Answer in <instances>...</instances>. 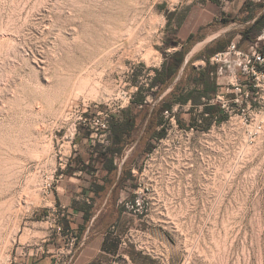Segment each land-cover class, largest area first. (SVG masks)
<instances>
[{
    "label": "rangeland",
    "instance_id": "1",
    "mask_svg": "<svg viewBox=\"0 0 264 264\" xmlns=\"http://www.w3.org/2000/svg\"><path fill=\"white\" fill-rule=\"evenodd\" d=\"M248 4L0 0V264H79L88 244L80 250L82 218L70 207L85 201L81 195L105 173L96 164L91 175L72 173L81 170L80 161L90 166L98 144L109 145L110 137L81 118L111 124L140 91L156 106L161 99L154 102L158 90L150 84L164 59L161 48L191 22L221 27V36L237 37L242 49H263L257 35L244 37L242 13L256 12L259 0ZM195 61L217 68L209 56ZM220 74L230 77L228 70ZM191 108L174 106L164 139L147 152L134 144L117 161L120 167L128 161L132 177L117 193L97 198L94 212L103 202L111 209L93 218L92 228L110 222L108 237L120 242L119 252L104 255L92 245L82 258L264 264V124L258 128L251 113L220 107L227 119L206 128L192 124L204 107ZM66 220L72 231L64 234Z\"/></svg>",
    "mask_w": 264,
    "mask_h": 264
},
{
    "label": "trees",
    "instance_id": "2",
    "mask_svg": "<svg viewBox=\"0 0 264 264\" xmlns=\"http://www.w3.org/2000/svg\"><path fill=\"white\" fill-rule=\"evenodd\" d=\"M216 3L218 0H210ZM264 27V14L256 19L252 28L244 32V37L249 40L248 34L259 35ZM198 35L193 34L189 37L187 45L172 54L165 53L168 48L178 47L181 43L178 35L173 42L166 41L164 47L161 48L164 55V62L161 69H156L155 76L151 80L150 88L158 90L154 102L172 86V90L161 99V101L153 107L147 100V96L140 91L134 96L130 107L122 110L119 116L111 119L109 145L102 146L98 144L90 157V163L86 166L84 161H80L81 170L77 168L72 170L73 164L69 163L67 176H74L77 172L89 173L91 175V164L95 171L100 170L105 175L101 178H95L92 182L91 191L95 195L92 202L74 201L72 208L80 213L82 223L78 224L76 237L80 242L95 216V202L97 198L107 196L108 193H117L124 183L131 179L132 170L128 167V161L124 162L120 168L117 161L122 160L124 152L130 146L137 144L144 145L143 152L150 150L153 141H159L166 137L165 122L166 113L173 115L174 106H184L188 103L192 104L191 111L197 106L204 105L203 112L192 120V124L200 122L206 128L212 125L216 117L226 120L227 117L221 113V108L216 104H209L207 101L212 100L217 94V81L214 68L208 66L205 71H197L192 65L193 61L187 63L184 68L181 79L175 84L181 69L183 68L192 44L196 41ZM215 51H224L223 47L217 48ZM217 53V52H212ZM213 73V76L211 75ZM175 84V85H174ZM194 85V86H193ZM193 87V88H192ZM134 106V107H133ZM207 115V116H206ZM178 124L182 126L178 119ZM143 129V130H142ZM143 131V132H142ZM142 133V134H141ZM73 171L72 175L70 174ZM94 171V170H92ZM141 171V168L140 170ZM69 173V174H68ZM111 196V195H110ZM71 224L66 220L61 228L64 234L71 233ZM110 222H104L103 228H109ZM97 226V224L95 225ZM99 226V225H98ZM113 246L120 247V242H115Z\"/></svg>",
    "mask_w": 264,
    "mask_h": 264
},
{
    "label": "crops",
    "instance_id": "3",
    "mask_svg": "<svg viewBox=\"0 0 264 264\" xmlns=\"http://www.w3.org/2000/svg\"><path fill=\"white\" fill-rule=\"evenodd\" d=\"M250 1L251 0H240V3L243 6H245V8H246V6L247 7L249 6L248 3ZM262 14H264V0H259V4L257 5L256 12H250V11H248V9L244 10V12L242 13L243 17H241L240 25L243 28H245V29H250V28H252V26L255 23L256 19L259 18ZM199 24H200L199 22H196L195 24L193 22H191V25H190L191 27L187 30V32H185V31L182 32V33L178 32V39H179L181 44L178 47H175L174 51H178L183 46H186L187 45V41H188V39H189V37L191 35L197 34L198 37H197L196 41L192 44V47H191V49L189 51V54H188V56L186 58L185 64H184L183 68L181 69L180 74H179L178 78L175 81V84L181 79V77L183 75V72H184V68L187 65V63H189L190 61H193L192 65L197 69V71H205V69L208 67L207 61L205 62L206 65L201 66V67H198L196 65V63H195L196 62L195 60H198L199 56H201L203 58H206V56H209L210 57V63L209 64H212L211 63V58L215 54L220 53V51H215L217 48L223 47L224 51H225L232 43L238 42V41H236L237 37L235 39L231 38L232 37L231 34H229V35L228 34H224L226 36H221L222 35L221 33H222L223 29L221 27H219V26H216V27L215 26H210L209 27V24L211 25V23L207 24L208 27H207V25H205V26L201 25L200 26ZM260 34H259L260 36L257 35L258 38H256V41L257 42H264V27L262 28V31H261ZM216 35H218V36L216 37ZM239 46H240V43H239ZM251 47H258V46L257 45H255V46L252 45V46H250V48ZM213 50H214V52H217V53H213L212 54ZM263 50H264V48H263ZM224 51H221V52H224ZM163 62H164V59H163L162 63ZM161 66H162V64L160 65V67H157L156 69H161ZM214 70H215V73H216V81H217V94H216V96H217L218 94H223V93H225V91H227V87L225 85H228L230 77H227V76H224V75L220 74V72H219L220 69L219 68H214ZM211 75L213 76V73H211ZM172 88H173V86L170 89H168L159 99H163V97L165 95H167L172 90ZM203 99H206V98H203ZM189 104H191V103H188L187 105H189ZM184 106H186V105H184ZM173 112H174V110H173ZM76 176L77 177L78 176L81 177V175L80 174L78 175V173L74 174V177H76ZM70 178H72V176ZM92 182H93V180L91 181V184H90L91 187L87 188L88 190L85 191L84 195H81L82 198L85 200L83 202H88V203L92 202V195H93V192L91 191ZM110 194H111V191L108 193L107 196L109 197ZM75 199H77V197H75ZM110 209L111 208H106L105 207V202H103L102 206H99L98 208H96V211H95L96 213H95V217L94 218H97L96 216L101 214L103 211H106V210L108 211ZM70 211H72L71 213L73 215H75V216L80 215V213L75 211L72 208V206L70 207ZM104 222L105 221L103 219L100 222V224H97V226L93 229L92 227L94 226L95 219L92 220V222L90 223V225H89V227H88V229H87V231H86V233L84 235V238L82 239V243H80V250L85 245L88 244L87 247L86 248L84 247V249L82 250L83 253L88 249V246L94 245V249L96 247H98L97 253L101 252L104 255H109V256H111V255L115 256V255L118 254L120 247L117 248V246H113V244L115 242H114V240H111L108 237V236H110L109 235L110 234L109 231L107 229L103 228ZM90 234L92 236V239H94L91 243L88 241V237H89ZM83 253H82V255H83ZM82 255H80L78 257V259H77L79 264H91L92 263L91 261H89V260H87L85 258H82ZM95 257H98V254H96ZM141 260L142 261L146 260L147 262L149 261V259L145 258V257H141ZM133 261L135 262L134 264H139L138 261H136V260H133ZM94 264H105V262H104L103 259L98 257V259L95 260Z\"/></svg>",
    "mask_w": 264,
    "mask_h": 264
},
{
    "label": "built area",
    "instance_id": "4",
    "mask_svg": "<svg viewBox=\"0 0 264 264\" xmlns=\"http://www.w3.org/2000/svg\"><path fill=\"white\" fill-rule=\"evenodd\" d=\"M223 1L228 3V0ZM211 63L220 69L219 72L228 70L230 80L225 93L218 94L210 101L206 99L203 101L219 105L225 113L234 107L243 116L251 113L255 118L256 127L262 128L264 124V50L257 47L242 49L238 42H234L224 52L215 54L211 58ZM201 106L204 107V105ZM217 119L218 117L215 121ZM81 121L84 124L89 123L103 135L110 133L107 120L96 117L90 122L82 118Z\"/></svg>",
    "mask_w": 264,
    "mask_h": 264
}]
</instances>
